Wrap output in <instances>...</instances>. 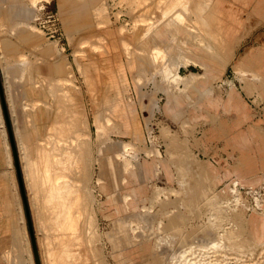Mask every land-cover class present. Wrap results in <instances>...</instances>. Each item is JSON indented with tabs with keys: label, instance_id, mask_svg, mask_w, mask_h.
I'll list each match as a JSON object with an SVG mask.
<instances>
[{
	"label": "rangeland",
	"instance_id": "374dc122",
	"mask_svg": "<svg viewBox=\"0 0 264 264\" xmlns=\"http://www.w3.org/2000/svg\"><path fill=\"white\" fill-rule=\"evenodd\" d=\"M27 1L35 9L34 20L16 22L11 32L23 26L32 38L24 41L0 29V77L43 264H264V216L252 219L264 209V77L240 80L236 70L241 62L255 67L251 56L264 50V0H250L247 8L233 4L243 17L233 43L242 46L235 53L234 48L214 50L209 72L199 64L179 66L181 75H199L187 86L189 96L176 87L197 75L181 76L168 63L179 61L178 46L167 37L160 39L162 46L174 48L167 60L166 53L152 48L154 70L140 49L151 43L146 37L165 20L183 22L181 12L190 0ZM106 29L123 37L128 56L132 44L131 59L123 53L120 61L136 65L127 67L128 91L112 105L114 93L102 87L96 96L89 73L81 71L98 57L94 50L102 49L100 35ZM189 38L207 43L200 33ZM17 53L27 56L17 60L29 63L35 82L30 85L36 86L32 92L25 84L29 98L23 105L24 96H10L14 65L7 68L4 61ZM45 67L59 76L71 72L70 96L60 95L61 80L39 76ZM201 83L220 102L232 86L249 120L237 124L236 113L220 104L205 107L208 98L200 94ZM177 101L189 104L186 115L198 118H174ZM253 128L258 137H250L245 146L250 159L244 168L260 175L257 185L234 183L233 177L214 179L213 169L221 173L242 160L239 134L250 136ZM128 129L133 140L125 135ZM167 130L173 144L167 143ZM154 159L158 175L147 183L144 174ZM119 162L125 172H134L125 184L120 183L125 174ZM232 184L239 193H228ZM139 185L146 189L144 202L139 191L122 197ZM0 264H34L1 105Z\"/></svg>",
	"mask_w": 264,
	"mask_h": 264
},
{
	"label": "crops",
	"instance_id": "0c3cea01",
	"mask_svg": "<svg viewBox=\"0 0 264 264\" xmlns=\"http://www.w3.org/2000/svg\"><path fill=\"white\" fill-rule=\"evenodd\" d=\"M250 0H190V4L188 5L186 11H182L184 21L179 22L176 21L173 17L170 19L165 20L162 24L156 27L151 35L147 36L146 38L151 39V43H146L145 45H141L142 47L140 50L144 51L147 54L149 64H152L149 58L151 52H153L152 48L157 47L164 53H166V60L169 59V52L174 46H178V50L181 54L178 56L179 61L176 63H169L170 67L173 71H176L179 75H181L178 71L179 66L183 65L186 66L190 63L192 64H199L204 67L206 72H209L211 63L213 62V52L215 51H223V50H230L234 48L238 50L241 47V44L234 45V38L237 32L238 27L241 25L242 22V15L239 8L233 6L236 2L241 3L246 8L249 7ZM195 3V4H194ZM83 6V5H82ZM244 7V8H245ZM97 8V7H96ZM94 8V10L96 9ZM258 9V6L255 8ZM180 10V9H179ZM188 15H191L192 18L188 19ZM35 18V9L34 7L26 0H0V29L7 28L9 32H11L12 26L16 22H29L31 23L32 20ZM103 22H100L102 24ZM200 25V26H199ZM200 27V28H199ZM217 32V33H216ZM12 34H14L19 39L24 41L30 40L31 35L27 34L26 27L20 26L17 30ZM200 33L207 39V43L203 44L202 41L194 42L189 37H196V35ZM215 35V36H214ZM104 39V43L102 45V49L94 50L99 51L98 57L91 58L90 63L81 67V71H87L91 79L89 80L90 84L95 86V94L98 96V92L100 88H104L105 90L112 91L114 96H112V103L116 100V96H122L123 92H127L129 88V83L126 78V69L128 67L129 70H132L136 67L133 61H128L127 65H124L120 61V55L126 54L123 45L121 44V39L116 37V33L114 30L106 29L103 35H100ZM167 37L169 40L174 43L169 44L167 46H162L159 42L160 39ZM88 39V37H86ZM86 38H83L84 41ZM127 39V38H125ZM145 39V38H144ZM128 40V39H127ZM129 41V40H128ZM130 42V41H129ZM3 49L8 52L10 51L11 46L7 43H2ZM138 47H136L138 50ZM132 44L128 47V52L130 55L128 56L130 59L134 53L131 49ZM149 53V54H148ZM25 56L24 54L17 53L16 55H7L4 56V61L6 63L7 68H11L9 72L10 82H8V87L10 89V96H24L22 101V105L29 98L27 93V88L25 84L29 85L30 90L35 92L36 86H31L30 83L35 84L32 81V74L29 71L28 64H21L18 62L17 57ZM251 59L257 65L255 67H249L244 62L239 63L236 66L237 72L240 74V80H243L245 76H250L253 80L259 81L262 77H264V50H260L257 55H252ZM12 61L13 64H12ZM153 66V64H152ZM154 70V66H153ZM153 74V73H152ZM189 74L197 75L195 79L189 80L186 86L183 83L177 85V89L180 93H185L186 96H189L187 91V86L193 83L197 78L198 74L195 72H188L186 75L181 76H189ZM31 75V76H30ZM39 76L41 78H51V79H59L61 80L57 89L60 90V95L63 96H70V84L69 81L71 78V72H68L66 76H59L55 74L53 69L50 67H45L40 70ZM139 69L135 75V83L138 84V78L140 77ZM160 76V75H158ZM157 76V77H158ZM161 77V76H160ZM37 83V82H36ZM65 84V87H62ZM65 88V89H64ZM200 94L201 96H207V101L205 107L213 108L217 104H220L224 111H233L237 115V124L247 122L249 116L247 111H245L244 105L241 103L240 100L236 98L235 91L233 88H230V92L227 94V98L223 101H217V99L210 98L211 95V88L206 87L203 83L199 85ZM46 89V88H45ZM51 90L50 92H53ZM56 91V90H55ZM58 92V91H56ZM58 92V93H59ZM109 98V97H108ZM104 99V97H103ZM178 109L172 113L174 118H184L188 117L190 121H195L198 116H188L186 115V109L188 105H182L179 101H177ZM23 110V108H22ZM25 111V110H24ZM131 111V110H130ZM132 113V112H131ZM168 131V130H167ZM250 136L246 133H240L239 139L241 143V149H239L242 160H239V163L235 165L232 169H222L221 173L212 170V177L216 180H221L226 177H233V181L240 182L242 185L246 184L249 187H253V185H257L260 181V175L253 170H249L244 168L246 166V162L250 159L246 156L243 151L245 150V146L247 147L249 143L250 137H258L255 133V128L248 130ZM132 135V140L134 139L133 134L128 129L125 135ZM171 133L167 132V143H174V137H171ZM264 143V140H261ZM126 142V141H123ZM122 142V143H123ZM120 143V147L121 144ZM120 150V148H119ZM117 150V151H119ZM116 152V151H115ZM114 152V153H115ZM120 163V171L122 174L120 178V183L125 184L126 181H130L131 177L134 176L133 169L128 172H125L123 169V162ZM158 160L154 159L150 168H148V173L144 174V179L148 183L152 177L156 176V169ZM264 169V164L262 165ZM142 169V167H141ZM143 171V170H142ZM125 179V180H124ZM141 192L143 194V199L141 202H144L147 199L146 189L143 185H139V187L132 189L130 193H122V197L127 195H137V192ZM124 198V197H123ZM141 206L142 203L137 204ZM256 216V215H254ZM261 217H254L252 219H257ZM264 225V221L262 222ZM264 231V230H263ZM262 240L261 242H263ZM39 250V249H38ZM40 253V251H39ZM60 255V254H59ZM41 257V254H40ZM44 258H41V262L43 264ZM55 264H64L60 261H57ZM65 264H74L70 263V261H66Z\"/></svg>",
	"mask_w": 264,
	"mask_h": 264
},
{
	"label": "water",
	"instance_id": "95a60500",
	"mask_svg": "<svg viewBox=\"0 0 264 264\" xmlns=\"http://www.w3.org/2000/svg\"><path fill=\"white\" fill-rule=\"evenodd\" d=\"M0 105L7 129V134H8V139H9V145H10V150H11V156L14 164V170L16 174V179H17V184L24 208V213L26 217V223H27V228H28V234H29V240H30V245H31V250H32V255H33V260L34 264H41L40 256H39V250L37 246V241L35 238V232L33 229V223H32V218H31V213L29 210V204L27 200V195L25 191V185H24V180H23V175L21 171V166L19 162V155L17 151V146L15 143V138L13 134V129L9 117V112L6 104V99L4 95V90H3V85L1 82V77H0Z\"/></svg>",
	"mask_w": 264,
	"mask_h": 264
},
{
	"label": "bare ground",
	"instance_id": "6f19581e",
	"mask_svg": "<svg viewBox=\"0 0 264 264\" xmlns=\"http://www.w3.org/2000/svg\"><path fill=\"white\" fill-rule=\"evenodd\" d=\"M195 4V3H194ZM200 26V25H199ZM200 28V27H199ZM217 33V32H216ZM215 36V35H214ZM231 88H232V86H231ZM148 99V98H147ZM149 107V106H148ZM61 119V118H60ZM48 145V144H47ZM44 146V145H43ZM43 148V150L44 149H46V146L45 147H42ZM42 150V151H43ZM21 157V156H20ZM158 174H156V176H157ZM23 178H25V177H23ZM234 183H237V182H234ZM25 185V184H24ZM165 188V187H164ZM59 190V188L57 189V191ZM60 191V190H59ZM54 193V192H53ZM31 196V195H30ZM52 198V197H51ZM257 214V216H264V209H262V211L261 212H259V213H256ZM263 245V244H262ZM73 251V250H72ZM80 255V254H79ZM39 256H40V253H39ZM41 258H42V256L40 257V260H41ZM43 261V260H42ZM41 264H42V262H41Z\"/></svg>",
	"mask_w": 264,
	"mask_h": 264
},
{
	"label": "built area",
	"instance_id": "2783aa9c",
	"mask_svg": "<svg viewBox=\"0 0 264 264\" xmlns=\"http://www.w3.org/2000/svg\"><path fill=\"white\" fill-rule=\"evenodd\" d=\"M227 191L230 194H234L236 192L239 193L240 192V188H237L236 184H232V187H230L229 190H227ZM222 192H224V191L222 190Z\"/></svg>",
	"mask_w": 264,
	"mask_h": 264
}]
</instances>
